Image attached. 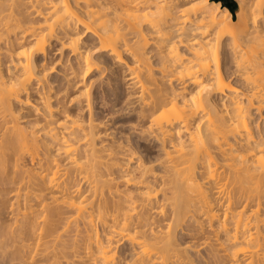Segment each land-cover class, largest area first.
Instances as JSON below:
<instances>
[{
	"label": "bare ground",
	"instance_id": "1",
	"mask_svg": "<svg viewBox=\"0 0 264 264\" xmlns=\"http://www.w3.org/2000/svg\"><path fill=\"white\" fill-rule=\"evenodd\" d=\"M235 1L234 17L213 0H0V173L30 264H120L122 241L128 264H264V0ZM103 56L163 151V175L138 161L123 177L135 192L113 177L132 155L104 144L95 118ZM189 214L209 232L184 246Z\"/></svg>",
	"mask_w": 264,
	"mask_h": 264
},
{
	"label": "rangeland",
	"instance_id": "2",
	"mask_svg": "<svg viewBox=\"0 0 264 264\" xmlns=\"http://www.w3.org/2000/svg\"><path fill=\"white\" fill-rule=\"evenodd\" d=\"M235 2V7L233 9V12L230 11L233 15L236 14L239 6L238 3ZM259 0L256 2L258 4ZM222 6H225L224 2H221ZM258 8V6H256ZM235 17V15H234ZM261 17L264 18V8L262 9ZM261 18V19H263ZM87 40V38H85ZM83 37V40H85ZM89 44H92L90 40H88ZM87 42V43H88ZM57 43V42H56ZM55 41L51 45V50L54 51L56 48H58ZM53 47V48H52ZM55 52V51H54ZM251 51L247 54L248 56H251ZM53 54V52H52ZM250 54V55H249ZM51 55V54H50ZM56 56V55H55ZM54 56V57H55ZM59 54L56 56L58 57ZM105 56V54H104ZM99 57L96 60L99 62L98 69L95 70V72L92 74L93 81L97 82V87L95 89L92 88V102L94 103L95 107V118L97 119V123L100 124L101 127V141H104V144H110L113 146H119L122 150L119 152L122 154H131L133 157L132 162H124V160H120L122 168L117 169L114 173L113 177L116 178V185L117 188L121 192H135L138 188L137 185H125L123 182V177L126 175H132L135 176L137 173V162L143 161L146 163L154 172L155 175H163L165 172V167L163 164V154L162 149L160 147V143L157 141V139L149 136V133L143 131V128H146L147 124L144 121H141L137 118V115L131 114L126 110V107L123 106V95L126 94V83H123L125 81L121 80V73H114L110 71H106V67L108 61L105 59V57ZM247 56V55H246ZM247 56V57H248ZM53 58V56H50ZM97 57V56H96ZM55 59V58H54ZM107 61V62H106ZM4 69L9 70L10 72L13 71V65L5 63ZM57 70L59 68H56ZM55 70V71H57ZM59 73L54 72L50 76L49 80H52L54 82L55 79H59ZM52 78V79H51ZM118 80V83L115 82ZM126 82V81H125ZM113 84L114 86H112ZM56 85V83H54ZM99 86V90H98ZM95 91H94V90ZM97 90V91H96ZM98 94H96V93ZM104 92V93H103ZM35 95L34 92L31 93V99ZM99 97V98H98ZM98 98V99H97ZM64 102L63 108L61 110H68L69 112H74L73 114H77L79 110V103H73L69 104V98L62 99ZM25 107V106H24ZM16 108H22L20 104H16ZM26 110V109H24ZM67 111V112H68ZM19 113H21L19 109ZM28 113L24 111L21 114V117H25ZM85 116L87 113H84ZM24 119L22 118V121ZM24 122V121H23ZM25 123V122H24ZM45 141L49 142V139L47 137H43ZM51 151L53 154H56L55 147H51ZM121 155V154H120ZM152 172V173H153ZM11 176V169L8 168L5 172L0 173V264H30L31 259L28 255L23 256L21 253L18 252L17 246L15 243V237H13L10 234L11 229L15 228L14 221L12 220V216L10 213V205L13 202V196L10 194L7 189V186L11 187L10 183L7 184L9 178ZM5 183V190L4 184ZM3 184V189L1 188ZM84 188L87 187L85 184L83 185ZM5 190V191H4ZM86 194V191L84 192ZM10 215V217H9ZM163 225H166V221L163 222ZM200 225H203V229H199ZM208 222L203 218H198L197 220H194L191 215L189 214L187 218H185L184 221H182L177 226L176 230V239L181 245L185 246V243L187 244V241H190L191 236L194 234L197 235V242L201 243L203 241V237L208 235ZM13 227V228H12ZM15 230V229H14ZM15 232V231H14ZM17 233V232H16ZM14 233V235H16ZM104 234V228L100 227V235ZM13 238H12V237ZM30 237V235H29ZM14 239V240H13ZM188 252L190 255H192L193 258H196L197 256L200 258H197L201 260V256H207L208 251L206 252V249H201L200 247H191L188 249ZM116 258L120 262V264H128L132 263L134 260V252L130 249L129 243L127 241H122L119 243L118 248L116 250L115 254ZM196 256V257H194ZM41 258L37 257L36 262H41ZM62 264H66V259L64 260L61 258ZM45 262V261H44ZM87 263V261L85 260ZM85 262H77L78 264H86ZM47 264V262H45Z\"/></svg>",
	"mask_w": 264,
	"mask_h": 264
},
{
	"label": "water",
	"instance_id": "3",
	"mask_svg": "<svg viewBox=\"0 0 264 264\" xmlns=\"http://www.w3.org/2000/svg\"><path fill=\"white\" fill-rule=\"evenodd\" d=\"M218 2H223L224 0H217ZM230 11H232V9L235 7L233 2H228L226 6Z\"/></svg>",
	"mask_w": 264,
	"mask_h": 264
},
{
	"label": "trees",
	"instance_id": "4",
	"mask_svg": "<svg viewBox=\"0 0 264 264\" xmlns=\"http://www.w3.org/2000/svg\"><path fill=\"white\" fill-rule=\"evenodd\" d=\"M213 1H217V0H213ZM224 3H225V0L223 1ZM229 2H233L234 3V5H235V2L233 1V0H229ZM226 5H227V3H225ZM225 5V6H226ZM234 9V8H233ZM233 9H232V12H233Z\"/></svg>",
	"mask_w": 264,
	"mask_h": 264
},
{
	"label": "flooded vegetation",
	"instance_id": "5",
	"mask_svg": "<svg viewBox=\"0 0 264 264\" xmlns=\"http://www.w3.org/2000/svg\"><path fill=\"white\" fill-rule=\"evenodd\" d=\"M229 2V0H225V3Z\"/></svg>",
	"mask_w": 264,
	"mask_h": 264
}]
</instances>
